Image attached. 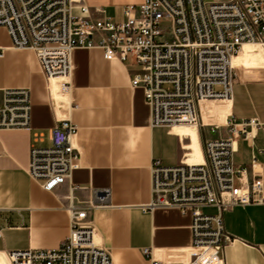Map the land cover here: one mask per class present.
<instances>
[{
    "label": "built area",
    "instance_id": "1",
    "mask_svg": "<svg viewBox=\"0 0 264 264\" xmlns=\"http://www.w3.org/2000/svg\"><path fill=\"white\" fill-rule=\"evenodd\" d=\"M123 16L116 21L83 0H0V27L8 30L13 48L35 53L52 93L54 80L69 79L61 92L71 95L74 53L98 48L106 60L134 68L131 84L144 91L152 127L171 133L179 127L196 129L198 135L205 130L230 133L200 143L202 161L187 159L174 167L154 161L153 200L146 210L191 212L195 252L188 261H164L144 251L152 264H226L223 250L232 238L226 232L225 213L264 206L263 179L248 181L246 170L235 162L238 140L250 138L247 128L264 130V124L238 121L230 114L225 124L206 126L201 104L231 103L239 79L234 60L246 45L264 53V0H144L124 7ZM4 50L0 47V57ZM32 107L29 89H0V130H30ZM78 133L72 120L60 117L51 130V146L31 148L28 172L45 191L71 182L80 167ZM109 198V190L96 191L93 204H107ZM205 208H215L216 213L206 214ZM87 217L86 208L71 206L70 234L58 249L0 251V264H114L111 253L96 241Z\"/></svg>",
    "mask_w": 264,
    "mask_h": 264
},
{
    "label": "crops",
    "instance_id": "2",
    "mask_svg": "<svg viewBox=\"0 0 264 264\" xmlns=\"http://www.w3.org/2000/svg\"><path fill=\"white\" fill-rule=\"evenodd\" d=\"M83 1L116 21L124 20V7L144 2ZM0 47L5 49L0 89H29L33 101L30 130H0V251L58 249L70 234L71 206H77L87 209L96 241L111 253L114 264H152L146 249L156 259L188 261L194 252L191 212L146 210L153 200L152 166L157 159L168 167L187 159L202 161L200 143L230 133L205 130L198 135L196 129L180 127L173 130L179 137L152 127L144 91L131 84L134 68L106 60L98 48L74 53L71 95L52 82L58 106L35 53L13 48L5 27H0ZM234 65L239 79L232 102L201 104L206 126H221L230 114L238 121L264 124V54L246 46ZM60 117L79 129L75 143L80 167L71 182L49 192L29 175L30 150L51 146V130ZM247 131L250 138L238 140L235 162L246 170L245 179L259 176L264 182V130ZM103 190L110 191L108 203L94 206L95 192ZM203 211L216 213L215 208ZM224 221L232 238L223 250L226 264H264V206L236 207L225 213Z\"/></svg>",
    "mask_w": 264,
    "mask_h": 264
},
{
    "label": "bare ground",
    "instance_id": "3",
    "mask_svg": "<svg viewBox=\"0 0 264 264\" xmlns=\"http://www.w3.org/2000/svg\"><path fill=\"white\" fill-rule=\"evenodd\" d=\"M246 46H250V47H252V48H255L256 50H259V51H261L262 52V50H261V48L260 47H258V46H253V45H246ZM245 46V47H246ZM244 47V48H245ZM244 50V49H243ZM263 53V52H262ZM242 54V53H241ZM264 54V53H263ZM238 58V57H237ZM236 58V59H237ZM235 61V60H234ZM233 66L236 68V66L234 65V62H233ZM55 82H56V84H57V87H58V89L60 90V92H61V85H62V83L64 82V81H69V79H57V80H54ZM62 93V92H61ZM64 95H69V94H64ZM207 102V101H206ZM216 102H218V101H216ZM228 102V101H227ZM202 103H205V102H202ZM180 128V127H179ZM176 129V128H175ZM194 250V249H193ZM194 252H195V250H194Z\"/></svg>",
    "mask_w": 264,
    "mask_h": 264
}]
</instances>
